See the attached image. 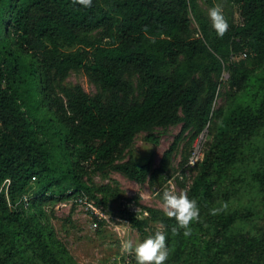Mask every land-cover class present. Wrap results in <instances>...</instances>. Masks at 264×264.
<instances>
[{
  "label": "trees",
  "instance_id": "obj_1",
  "mask_svg": "<svg viewBox=\"0 0 264 264\" xmlns=\"http://www.w3.org/2000/svg\"><path fill=\"white\" fill-rule=\"evenodd\" d=\"M230 1L240 4L242 22L221 37L198 17L202 36L194 37L189 10L197 0H92L90 7L0 0V264H77L47 203L110 193L89 183L91 173L114 171L137 183L166 173L186 133L194 140L214 115L220 121L186 191L199 208L190 234L173 232L175 218L150 207L143 206L150 218L126 211L125 218L143 233L149 219L159 221L170 249L164 264H264V232L237 228L253 210L228 207L238 192L231 170L264 128V0ZM99 30L101 39L86 38ZM227 63L226 107L213 111ZM78 71L100 93L63 85ZM176 125L181 132L159 168L153 155L119 162L137 134L157 144L152 130ZM251 182L264 200V157Z\"/></svg>",
  "mask_w": 264,
  "mask_h": 264
},
{
  "label": "rangeland",
  "instance_id": "obj_2",
  "mask_svg": "<svg viewBox=\"0 0 264 264\" xmlns=\"http://www.w3.org/2000/svg\"><path fill=\"white\" fill-rule=\"evenodd\" d=\"M215 4L222 6L228 24L241 23V8L237 1L230 0H197V10H189L192 21V35L201 37V23L198 17L204 18L210 28L211 21L208 17V10ZM213 29V28H212ZM104 36V31L99 30L86 36L87 39L97 40ZM109 39H104L107 41ZM79 45L64 47L65 53L78 50ZM242 58L238 57L237 61ZM228 64H225L221 75L217 78L220 82L219 95L217 96L213 111L226 107V93L228 90V79L230 72ZM254 64H251L253 67ZM68 87L81 86L86 93L94 96L100 93V88L83 72H71L63 82ZM220 118L214 115L210 124L194 140L191 134L186 133L181 141L177 152L173 155L170 168L164 174H150L144 183H137L126 178L118 172L109 171L105 173H91L89 183L95 188L109 187L110 193L98 192L94 189L86 194L91 207L81 208L72 203V199L48 202L46 210L55 228L58 237L66 245L70 255L77 264H136L134 253L125 250L122 245L125 241H131L133 245L142 241L148 235L162 228L159 221L149 219L146 233L139 232L132 227L125 218V211L131 212L134 216L142 219L150 218V213L143 209V206L150 207L164 213L162 201L156 193L163 190L174 191L179 194L187 191L195 175L194 170H183L194 147L201 136L205 145L212 140L214 127ZM182 126L157 127L152 130L157 144L147 140L148 132L137 134L131 146L125 149L119 162L128 160L131 156L139 164L145 163L153 155V169L160 167L165 151L169 149L177 135L181 132ZM264 157V128L253 138L245 148V159L231 170L235 188V194L229 204V208L242 210L250 208L254 217L237 228L245 233L264 232V200L258 189L253 187L251 172L255 163ZM184 171V172H183ZM147 213V214H145ZM165 214V213H164ZM181 264H186L185 262ZM196 264V263H193Z\"/></svg>",
  "mask_w": 264,
  "mask_h": 264
},
{
  "label": "clouds",
  "instance_id": "obj_3",
  "mask_svg": "<svg viewBox=\"0 0 264 264\" xmlns=\"http://www.w3.org/2000/svg\"><path fill=\"white\" fill-rule=\"evenodd\" d=\"M84 7H90L92 0H74ZM208 17L211 26L215 30L217 36H223L228 30L229 24L222 10V6L215 4L208 10ZM160 197L164 209V213L168 217H174L177 227L171 230L176 232L179 228L184 229L187 236L191 232L189 227L190 221L199 216V208L195 199H190L185 191L177 194L174 191L163 190L162 193H156ZM226 206V205H225ZM221 209L214 208L212 212H218ZM147 214V213H145ZM166 232L157 230L153 235L147 236L142 241H138L133 245L131 241L123 242L122 247L125 250H131L134 253L136 264H164L169 256V247L166 244Z\"/></svg>",
  "mask_w": 264,
  "mask_h": 264
},
{
  "label": "built area",
  "instance_id": "obj_4",
  "mask_svg": "<svg viewBox=\"0 0 264 264\" xmlns=\"http://www.w3.org/2000/svg\"><path fill=\"white\" fill-rule=\"evenodd\" d=\"M247 56L246 53H243L241 55V58H245ZM203 136H201L199 138V140L197 141L194 150L191 154V156L189 157V160L187 162V170H191V168H195L204 158V152L206 149V145L205 142L203 140ZM9 184V180H6V182L4 183V186L7 187ZM72 203L77 205L78 207L81 208H88L91 207L92 210L94 209V207L92 206V204L88 201L87 197L82 194V193H78L75 194L72 198Z\"/></svg>",
  "mask_w": 264,
  "mask_h": 264
}]
</instances>
